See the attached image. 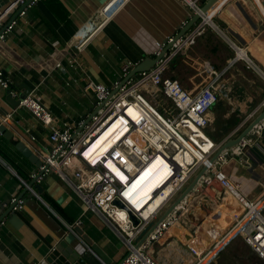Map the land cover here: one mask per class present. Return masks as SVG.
Returning <instances> with one entry per match:
<instances>
[{
  "label": "crops",
  "instance_id": "obj_1",
  "mask_svg": "<svg viewBox=\"0 0 264 264\" xmlns=\"http://www.w3.org/2000/svg\"><path fill=\"white\" fill-rule=\"evenodd\" d=\"M13 1L0 0V16ZM109 1L41 0L0 41V67L17 93L14 97L0 86V123L13 133L11 137L0 133V264H52L47 256L62 242L92 264H105L85 238L100 247L112 259L111 264H119L128 254L123 238L102 215L84 213L79 194L63 176L52 171L37 181L42 188L38 196L25 190L40 169L16 148L22 140L42 159L51 151L50 130L19 105L20 98L36 94L52 112L56 126L78 127L98 110L95 96L84 91L87 79L115 90L123 66L132 62L136 68L147 57L155 58L157 43L179 34L195 14L194 6L186 0H126L107 16L103 9ZM12 12L0 17L1 27L10 21ZM210 15V23L203 25L200 20L183 37L192 42L176 50L168 73L191 92L216 81L218 102L210 111L206 133L220 147L241 134L264 110V0H220ZM72 57L77 60L72 61ZM106 135L101 153L113 142L109 140L111 133ZM159 162L160 158L155 172L145 175L148 181L154 174L160 176L156 186L138 189L145 183L141 177L135 182L139 185L130 189L135 199L151 194L163 181ZM222 168L248 199L264 195V130H254L240 146L227 151ZM34 190L38 193L36 186ZM17 198L23 207L10 210V202ZM160 200L158 197L154 202ZM194 211L205 218L206 211L200 206ZM191 213L178 234L173 225L166 238L153 247L160 261L181 264L186 259L185 243L201 226ZM228 214L227 209L218 211L208 221L217 224L221 215ZM79 219L81 224L74 226L76 236L68 232V225ZM181 230L185 238H181Z\"/></svg>",
  "mask_w": 264,
  "mask_h": 264
},
{
  "label": "built area",
  "instance_id": "obj_2",
  "mask_svg": "<svg viewBox=\"0 0 264 264\" xmlns=\"http://www.w3.org/2000/svg\"><path fill=\"white\" fill-rule=\"evenodd\" d=\"M27 1L14 0L0 17L18 10ZM39 1L32 0L25 6L0 34V41L6 39L19 18L24 17ZM125 1H109L103 14L111 15L113 8ZM186 2L194 6L195 13L199 12V7L192 0ZM201 20L203 25L210 23L212 15H204ZM174 39L175 36H172L165 43L158 42L156 56ZM191 40L181 38L171 55L165 56L155 68L138 73L137 77L128 78L134 68V64L128 62L122 68L121 79L114 84L115 90L104 83L87 79L84 91L95 96L98 110L88 120H81L78 127L56 126L52 112L39 101L36 94L23 96L19 99V105L28 108L50 130L51 151L43 157L44 164L40 169L44 170V175L54 171L67 179L79 194L84 213H99L123 238L128 254L121 264H170L156 258L153 247L166 238L170 228L185 213H190L189 208L193 203L212 217L218 211L227 209L230 222L223 231H219L213 221L206 219L204 222V218L193 210L191 215L201 226L185 243L188 253L181 264H210L214 256L235 238H242L264 264V195L255 200L248 199L224 172L222 165L227 157L222 155L213 160L219 146L208 136L206 128L211 121L210 111L218 102L216 81L198 92H191L180 80L167 74L170 61L178 52L176 50L191 44ZM82 48V44L78 46L79 51ZM245 58L248 59L247 55ZM75 60L77 58L72 57V61ZM0 86L4 89L12 86L1 67ZM151 90L168 98L171 106L166 107L159 102V108L153 104L145 94ZM11 94L17 96L15 90ZM117 122L119 127L113 134L114 143L97 155L100 148L93 152L94 144ZM262 130L264 121L255 128L257 133ZM32 139L35 140V137ZM159 158L164 171L163 181L152 190L147 202L135 200L130 189ZM47 163L50 164L49 168H46ZM203 168L206 172L194 190L136 247L142 231L150 222L160 218L162 211L179 197ZM67 170L73 172L76 180L67 174ZM42 178L40 176L38 181ZM30 190L38 196L35 190ZM157 197H161V201L153 205ZM17 206L20 209L23 207L22 200L18 201ZM132 214L138 218V224L132 220ZM80 224L81 219L68 225V232L76 235L74 226ZM204 236L207 237L206 243Z\"/></svg>",
  "mask_w": 264,
  "mask_h": 264
},
{
  "label": "water",
  "instance_id": "obj_3",
  "mask_svg": "<svg viewBox=\"0 0 264 264\" xmlns=\"http://www.w3.org/2000/svg\"><path fill=\"white\" fill-rule=\"evenodd\" d=\"M219 1L220 0H203L202 2L195 3L199 7V12L195 13L193 18L188 21V23L186 24V26H184L181 32L175 36L174 41L171 43H167L160 55L156 56L155 58L147 57L144 61H142L136 68H134L131 71L128 78H131L135 74H138L142 71H148V70H151L152 68H155L164 59L165 56L171 55L173 53L171 51H173L175 44L181 38H183L190 31V29L202 19L204 15H208L210 11H212L216 7ZM31 2L32 0H28L25 5L20 6L18 10L9 14L10 21L5 26L3 27L0 26V34H2L6 30V28L11 24V22L15 18L18 17L19 13L25 8V6ZM125 81L126 79L124 80V82ZM14 90L15 88L12 85L11 88L8 89V92L11 94V92ZM115 92L116 91H113V93ZM263 121H264V110L236 138L229 139L223 142L221 146L218 148L213 160H216L219 156H222V155L227 157V151H229L230 149L234 147L240 146L242 142L248 136H250L252 132L255 130V128L259 126ZM0 133H2L5 137H11L13 134L8 129L5 123H0ZM16 148L23 154V156L28 158L30 162H32L35 165L36 168L39 167L40 169L43 166L44 161L41 158V155L37 153L36 151H34L25 142H23L22 140L19 141L16 144ZM49 167H50V164L47 163L46 168H49ZM205 172H206V169L203 168L196 176H194L191 179V182L188 184V186H186L183 189L179 197L168 208H165L162 211L160 218L148 224V226L142 231L141 235L139 236L137 243H136V247L139 246L140 243H142L154 231V229L157 227L158 223L161 220L165 219L169 213L174 211L176 207L181 203V201H183L186 198V196H188L194 190L201 176L204 175ZM44 173H45L44 170H41V169L39 170V172L35 171V175H36L35 178L33 179V181L27 183L28 187L25 186V190H29L30 188L34 190V187L36 186V188L38 189V193L36 192L37 195L41 194L42 188L39 184H36V182L38 181V178L40 176L45 177ZM19 200L21 199L17 198L15 202H12V201L10 202L11 204L10 210L16 211L19 209L17 206ZM116 203L123 206V204L120 201H117ZM131 218L135 224L139 223L138 218L134 216L133 214L131 215ZM85 240L88 242V244L91 245L92 252H94V254H96L105 264L112 263V259L100 247H98L95 244H91V242L87 238H85ZM125 258L126 256L123 257V259L121 260L119 264H121ZM47 260L51 262L52 264H92L90 260H88L82 253H80V251H78L74 247H68L66 242H62L60 245L52 249L50 254L47 256Z\"/></svg>",
  "mask_w": 264,
  "mask_h": 264
},
{
  "label": "rangeland",
  "instance_id": "obj_4",
  "mask_svg": "<svg viewBox=\"0 0 264 264\" xmlns=\"http://www.w3.org/2000/svg\"><path fill=\"white\" fill-rule=\"evenodd\" d=\"M167 74L169 75V73H167ZM151 92H152V95H150ZM145 94L152 101V103L155 104V105H158L159 102H160L161 105L163 104V106H166V107H170L171 106L169 99L166 98L165 96H163L161 93H158V92H155L154 90H151L150 92H145ZM110 131L111 130H109L108 132H106L101 137V139H99L98 142L94 145V150H95V148L98 149V147H101L100 150L98 151V153L103 148L102 145H105L103 143V139L107 136L106 134H109L110 135V133H111ZM157 168H159V166H158V159L149 167V171L152 170V172H155L157 170ZM156 177L157 178H160V176H158L156 174H154L152 176V179L150 181H148V178H147L145 180V183L142 182L140 184V186H138V189L139 188H142V187H147V186L155 187L156 186V183H157V180H158ZM140 178L138 180H140ZM133 197H135V196H133ZM140 198H141V196L139 195L137 197V199H135V200H138V199L140 200ZM142 198H143V201L147 202L149 200V198H151V194H146ZM153 204H156V203L154 202ZM206 214H205L204 222H205L206 219H208L209 216H211V214L209 212H206ZM228 219L229 218H228L227 215L226 216L225 215H221L220 218L217 220V225L216 226L217 227H220V228H224L225 226H227V223H229ZM198 224H201V223L199 222ZM211 256H212V254L209 255V257H211ZM206 259H208V258H206ZM210 264H263V262L251 250V248H249V246L243 241L242 238H235L234 240H231L229 243H227L217 253V255L214 256V259L212 261H210Z\"/></svg>",
  "mask_w": 264,
  "mask_h": 264
},
{
  "label": "bare ground",
  "instance_id": "obj_5",
  "mask_svg": "<svg viewBox=\"0 0 264 264\" xmlns=\"http://www.w3.org/2000/svg\"><path fill=\"white\" fill-rule=\"evenodd\" d=\"M245 54H246V53H245ZM237 56H238V55H237ZM237 56H236V57H237ZM239 56H240V55H239ZM244 58H245V57H244ZM118 127H119V124H118V122H117V123H115V124L109 129V130H111V135H110V139H109V140H112V141H113L112 144L114 143V135H113V134H114V132L118 129ZM109 130H107L106 132H108ZM106 132H105V133H106ZM105 133H104V134H105ZM104 134H103V135H104ZM103 135H102V136H103ZM102 136H101V137H102ZM118 136H119V135H118ZM118 136H115V138H117ZM101 137H100L99 139H101ZM99 139H98V140H99ZM98 140H97V142H98ZM97 142H96V143H97ZM96 143H95V144H96ZM95 144H94V145H95ZM111 146H112V145H111ZM111 146H109V148H110ZM109 148H108V149H109ZM108 149H106V150H108ZM106 150H105V151H106ZM93 152H94V146H93ZM100 153H101V152H99V153L97 152V155L100 154ZM156 160H157V159H156ZM156 160H155V161H156ZM155 161H154V162H155ZM154 162H153V163H154ZM153 163H152V164H153ZM152 164H151V165H152ZM151 165H150V166H151ZM151 173H152V170L149 171V169H148V170H147V171H146L141 177H145V175H147V177H149V175H151ZM147 177H145V179H147ZM145 179H141V181H145ZM135 185H139V183H135ZM140 193H141V192H140ZM147 194H148V193H147ZM141 200H142V199H141ZM156 204H157V203H156ZM156 204H153V205H156ZM189 210H190V212L193 211V210H199V206H198V204L193 203V204L190 206ZM188 214H189V213H185V214L183 215V217L181 218V220H179V221L176 223V225H175V227H174V233H175V234H178V232L180 231L181 227H182L183 224H184V219L186 218V216H187ZM180 236H181V238H185V232H184V230H181V234H180ZM217 248H219V246H218ZM215 251H216V250H214L213 253H214Z\"/></svg>",
  "mask_w": 264,
  "mask_h": 264
},
{
  "label": "trees",
  "instance_id": "obj_6",
  "mask_svg": "<svg viewBox=\"0 0 264 264\" xmlns=\"http://www.w3.org/2000/svg\"><path fill=\"white\" fill-rule=\"evenodd\" d=\"M157 106H158L159 108H161V105L158 104ZM50 203H51V204H54L55 207L58 208V210L60 211V213H63V211H62L58 206H56V203H55V202L50 201Z\"/></svg>",
  "mask_w": 264,
  "mask_h": 264
}]
</instances>
